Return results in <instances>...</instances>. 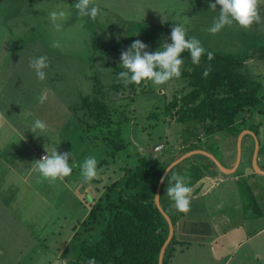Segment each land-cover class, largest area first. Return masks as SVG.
Wrapping results in <instances>:
<instances>
[{
  "label": "rangeland",
  "instance_id": "374dc122",
  "mask_svg": "<svg viewBox=\"0 0 264 264\" xmlns=\"http://www.w3.org/2000/svg\"><path fill=\"white\" fill-rule=\"evenodd\" d=\"M75 2L76 0H3L0 4V113H4L6 117V123L0 127V264H50V261L51 264H62L64 258L65 262L75 259L79 240L73 239L72 227L87 215V202L92 201L91 197L97 198L105 185L122 174L121 167L134 162L135 152H149L148 154L161 159L166 156L169 161L176 157L171 156L170 151H176L177 144L184 139L183 127L180 128L173 120L155 125L153 119L149 120L151 122L146 120L147 114L155 106H162L164 101L179 92L182 83L180 78L161 86H154L151 81H146L141 85L142 90L139 86L136 87L135 93L126 86L117 95L123 97L120 99L121 107L125 108L129 120L118 125L122 128L119 138L125 146L114 157L108 155L112 150L107 145L111 136L102 140L101 135L95 138L99 130L89 133L84 131V124L78 121L83 111L77 109L81 96H115L114 86L123 83L117 81L118 72L114 70L119 63L114 61L115 65H109L113 56L104 47L109 44L111 37L119 40L121 36L124 37L126 30L131 31L132 22L121 23V18L146 19L149 22H154L159 17L165 19L168 3L173 1L167 0L166 6H160L164 0H114L115 6H110L112 12L107 10V15L102 18L100 16L105 14L100 12L96 21H106L105 26H112L119 21L124 31L121 34L118 32V37L109 33L108 40L100 42L104 45L101 48L98 43L97 54L92 58L91 66L87 57L97 44L96 37H90L94 30L91 33L87 26L83 24L80 27V24L84 20H93L79 17L74 8ZM58 6L70 13L68 19L62 22L60 31L55 30L49 19V13L57 10ZM183 22L185 23V19ZM206 24L197 27L194 23L192 26L198 33ZM235 27L223 28L224 31L234 32H224L233 34L229 41L231 43L247 34L243 32L238 35L239 31L236 29L235 33ZM226 34L220 36L225 35L227 38ZM128 36H131L130 32ZM85 38L87 39L82 42ZM88 38L92 39L91 42L83 44ZM53 41H58L61 47L51 48ZM240 47L241 44L237 41L234 46L223 47V50L238 51ZM41 55L49 58V67L45 70L47 78L44 81L38 80L34 69L29 66L31 59ZM261 64L262 60L257 59L251 65V70L256 75H262L260 79L264 82V65L262 67ZM151 90L157 93L164 90L165 98L161 94L150 92ZM41 94L47 95L43 103L40 102ZM116 116L114 113L112 117L115 119ZM261 116L256 117L264 124V115L263 119ZM36 119L47 124V131L35 134L30 131ZM248 139L249 136H246L242 142L243 158ZM203 140L208 142L209 150L217 155L218 160L224 157L221 151H217L218 145L224 144L222 148H227V154L233 156V150L230 151L233 143L231 135L220 131ZM160 145V149L152 152ZM45 148L49 151L57 148L60 153L71 152L69 163L73 165V171L63 181L50 184L31 171L32 163L47 154ZM179 153L181 151L176 152ZM88 156H95L98 160V175L92 181L84 182L79 165ZM243 165L244 162L241 161L239 167L242 168ZM212 167L216 168L214 165ZM245 183L246 180L236 184L229 183V187L222 184L211 195L213 198L222 197L228 192L229 196L224 200L232 202V199L241 197L240 191L244 193L246 190L249 195ZM86 192H91L92 195ZM251 193L254 200L253 189ZM250 200L247 198L248 202ZM197 202L194 201L193 206ZM101 225V220L94 225L93 238L99 235ZM76 227L83 238L85 234L79 226ZM58 251L61 252L57 256ZM185 254H189L188 251ZM205 254V251H200L199 257L185 259L181 263L174 259L171 264H197L199 258L201 264H214L202 263L206 259ZM235 261L236 263L231 264H264V233L244 245L235 255Z\"/></svg>",
  "mask_w": 264,
  "mask_h": 264
},
{
  "label": "trees",
  "instance_id": "16d2710c",
  "mask_svg": "<svg viewBox=\"0 0 264 264\" xmlns=\"http://www.w3.org/2000/svg\"><path fill=\"white\" fill-rule=\"evenodd\" d=\"M2 1L0 0V4ZM113 1L96 0L100 12L105 14L101 15V18L107 15V10L112 9L110 6L113 5ZM166 1L164 0L159 5L166 6ZM172 1V3H168L169 8L166 11L165 19L159 17L156 21L149 22L146 19L125 20L126 18L120 17L121 23L132 22L131 31L126 30L124 37L121 36L119 40H114L111 37L109 44H106L107 46L100 42L107 41L110 35L118 37L123 30L120 22L118 21L112 26H105L106 21H101V19L98 21L96 19L93 21L84 20V26H87L91 33L94 30L90 37H96L97 43L92 47L93 52L89 53L87 62L90 66L92 65V58L97 54L98 43L99 48L104 46L105 49H109L113 56V60H110V66L115 65L114 61L120 65L121 52L137 39L147 44L149 46L147 50L150 52L163 50V45L166 42H172L170 33L174 24L183 25L187 29L188 37L195 36L198 38L206 50L214 53V58L209 61L207 52H205L200 64L195 65L187 51L182 53L184 64L181 70L180 79H182V83L179 92L174 94L171 99L164 101L162 106H155L147 114V122H151L149 120L153 119V125H155L173 120L175 124L181 126L180 128L183 127L184 139L183 141L179 140L176 151H170L171 156H179L180 153L176 154V152L181 151V146L186 141L189 143L194 142V140L200 141L220 131L236 138L241 131L249 129L257 136L262 121L255 122L253 117L264 115V82L260 79L262 75H256L251 70V65L257 59L262 60L264 65V28L254 24L251 28L245 29L234 22L231 26H236L235 33L238 29V35L243 32H247V34L246 36L244 34L243 38H236V42L231 43L229 41H231L230 38L233 34L224 32L234 33L233 31L222 29L215 35L208 31L219 15V5H217V11L209 10V2L215 3V0ZM183 3L184 5H182ZM174 16L175 18H173ZM186 16L187 24L183 22ZM261 16L264 17V7L261 9ZM73 17L75 18V16ZM196 20H198V24H196ZM194 23L197 27L207 24L204 28H200L198 34L192 26ZM118 32L119 34H117ZM128 32L131 36L127 37ZM223 34H226L227 38L225 35V37L220 36ZM91 38H88V41L83 44L88 45L92 40ZM132 38L134 39L129 40ZM218 38H222V41ZM86 39H83L82 42ZM237 41L241 44L238 51L223 50V47L234 46ZM119 65L114 69L118 73L124 70ZM209 65L211 71L205 77L203 72ZM143 83L140 85L118 83L114 86L115 96L103 94L98 97L97 94L92 93L93 95L89 94L80 98L77 109L83 112L78 117V121L84 124V131L87 133L92 130H99L96 132L95 138L101 135L100 138L105 140L108 138L107 136H111L107 141V145L112 149L108 154L111 157H114L115 153L125 146V143H122L121 138H119L122 128L118 125L129 120L125 108L121 107L120 99L123 97L117 95L126 86L130 88L129 91L132 93L136 92L137 86L142 90L141 85ZM150 92L161 94L162 98H165L166 92L164 90L162 93H157L155 90ZM114 113L117 114L115 119L112 117ZM125 125L127 126L128 122ZM246 136L251 137L250 135ZM163 145L164 149L165 144L163 143ZM261 148L263 149L261 153L264 155V144ZM252 151L249 147V159ZM148 153L135 152L134 162L126 163L121 167L122 174L105 185L97 198L92 196L90 203L84 200L89 207L87 215L78 220V224L72 227L73 239L79 240L78 252L75 259H68L66 264H86V261L91 257L96 258L97 264H159V254L168 238L169 225L155 202V194L159 189V204L174 226L182 216V212L176 210L175 203L167 196L166 190L170 184H174V181H171L172 174H182L178 164H176L169 169L167 175V167L175 157L167 161L166 156L161 159ZM198 156L202 157L199 154ZM162 177L164 178L163 182H161ZM200 177H202L200 167L197 164H192L186 171L185 180L190 187ZM244 185L251 193V187L249 188L246 183ZM240 192L243 198L250 196L246 190L244 193ZM86 194L92 195L91 192H86ZM253 196L255 197L254 202L257 204V197L254 194ZM254 215L255 217L259 216ZM100 220L102 227L99 230V235L93 238L92 230ZM76 226H79V229L85 234L83 238ZM80 238L82 239L80 240ZM177 243L179 241L173 233L164 249L161 264L169 262Z\"/></svg>",
  "mask_w": 264,
  "mask_h": 264
},
{
  "label": "crops",
  "instance_id": "0c3cea01",
  "mask_svg": "<svg viewBox=\"0 0 264 264\" xmlns=\"http://www.w3.org/2000/svg\"><path fill=\"white\" fill-rule=\"evenodd\" d=\"M253 118L255 122L260 121L256 116ZM263 130L264 124L261 123L257 136L253 131L245 129L236 138L233 137V147L230 145L233 156L227 154V148H222L224 144L218 145L217 151H221L224 156L223 159H219L220 161L217 155L209 150L208 142L203 139L194 140L192 143L186 141L181 146V154L170 162L167 169L178 164L181 174L185 177L190 166L197 164L202 171V177L190 186L192 188L191 210L188 213H182L176 225L172 224L173 233L179 243L174 246L175 250L169 259V264L174 259L178 260L177 263H181L185 259L199 257L200 251L206 253V259L202 263H236L237 252L250 240L264 233V155L261 153L263 151L261 146L264 144ZM245 135L251 137L244 148L245 158H243L242 142ZM249 147L253 150L250 159ZM198 154L206 158L193 156ZM209 160L213 164L208 162ZM241 161L244 162L242 168L239 167ZM211 164L216 168L214 169ZM243 179L247 181V186L253 189V194L257 197V204L252 199V193H249L250 196L247 197L251 199L249 202L246 197L243 198L240 195L241 197L231 198L232 202L229 203L224 200L226 196H229L228 192L226 196L222 197L213 198L211 195L222 184L229 187V183L236 184ZM194 201L198 202L193 206ZM254 214L259 216L255 217ZM185 251H188L189 254H185ZM60 252L58 251L57 256ZM199 259L197 264H201ZM65 261L66 259L63 260L64 264H66ZM49 263L51 264L52 261Z\"/></svg>",
  "mask_w": 264,
  "mask_h": 264
},
{
  "label": "clouds",
  "instance_id": "9594fccd",
  "mask_svg": "<svg viewBox=\"0 0 264 264\" xmlns=\"http://www.w3.org/2000/svg\"><path fill=\"white\" fill-rule=\"evenodd\" d=\"M217 5L220 6L219 15L208 29L213 35L219 33L225 26L233 25L234 22L245 29L251 28L254 24L264 28V17L261 16L264 0H215V3L209 2V10L217 11ZM74 8L81 18L89 17L95 20L100 14L96 0H76ZM69 15L70 13L59 6L57 10L49 13V19L56 31L62 29V22L66 21ZM186 22L187 16L185 17ZM80 27H83V21H81ZM170 39L172 42H166L163 45V50L155 52L148 51L149 46L141 40L133 41L126 50L121 52L119 66L124 70L118 73L117 81H122L126 85L131 83L140 85L142 82L151 81L154 86H161L172 79L181 77L184 64L182 53L185 51L190 54L191 61L195 65L200 64L205 52H207L209 61L214 58V53L206 50L198 38L195 36L188 37L187 29L183 25L174 24ZM50 47L56 49L60 48L61 45L58 41H53ZM29 66L34 69L38 80H46L47 73L45 70L49 67L47 55L31 59ZM210 71L211 66L209 65L205 68L203 75L207 77ZM46 99L47 95L41 94L40 102L43 103ZM4 123H6L5 114L0 113V127ZM47 127L44 121L36 119L30 127V131L34 134L38 131L44 133L47 131ZM45 150L47 154L32 163V172L37 173L39 178L47 180L50 184L58 180L63 181L72 174L73 165L69 163L71 152L60 153L57 148H52L50 151L45 148ZM97 165L98 160L95 156H88L79 165L84 182H90L97 177ZM168 171L169 169H167V175ZM163 179L162 177L161 182ZM171 181H174V184L167 187V196L174 201L178 212L188 213L191 210L192 188L187 185L185 177L179 173H173ZM156 197L159 198L158 195ZM86 264H97L96 258H89Z\"/></svg>",
  "mask_w": 264,
  "mask_h": 264
},
{
  "label": "water",
  "instance_id": "95a60500",
  "mask_svg": "<svg viewBox=\"0 0 264 264\" xmlns=\"http://www.w3.org/2000/svg\"><path fill=\"white\" fill-rule=\"evenodd\" d=\"M241 135V134H240ZM159 196V189L156 191V194H155V202L159 208V210L163 213V215L165 216L167 222H168V225H169V234H168V238L166 239L161 251H160V254H159V264L162 263V258H163V254H164V249L166 247V245L168 244V242L170 241L171 237H172V234H173V226H172V223H171V219L169 218V216L164 212V210L162 209V207L160 206L159 204V198H157L156 196Z\"/></svg>",
  "mask_w": 264,
  "mask_h": 264
},
{
  "label": "built area",
  "instance_id": "2783aa9c",
  "mask_svg": "<svg viewBox=\"0 0 264 264\" xmlns=\"http://www.w3.org/2000/svg\"><path fill=\"white\" fill-rule=\"evenodd\" d=\"M160 148H161V145H160L159 147H157L155 150H158V149H160ZM42 156H44V155H42ZM42 156H41V157H42Z\"/></svg>",
  "mask_w": 264,
  "mask_h": 264
}]
</instances>
